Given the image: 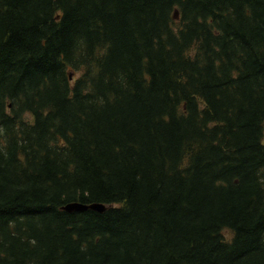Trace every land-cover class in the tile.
Returning <instances> with one entry per match:
<instances>
[{
    "label": "trees",
    "instance_id": "1",
    "mask_svg": "<svg viewBox=\"0 0 264 264\" xmlns=\"http://www.w3.org/2000/svg\"><path fill=\"white\" fill-rule=\"evenodd\" d=\"M0 264H264V0H0Z\"/></svg>",
    "mask_w": 264,
    "mask_h": 264
},
{
    "label": "water",
    "instance_id": "2",
    "mask_svg": "<svg viewBox=\"0 0 264 264\" xmlns=\"http://www.w3.org/2000/svg\"><path fill=\"white\" fill-rule=\"evenodd\" d=\"M62 209H64L67 212H82V211H87V210L104 212L106 211V209H108V205L104 203H99V202L83 203L80 201H73V202H69L63 205Z\"/></svg>",
    "mask_w": 264,
    "mask_h": 264
},
{
    "label": "rangeland",
    "instance_id": "3",
    "mask_svg": "<svg viewBox=\"0 0 264 264\" xmlns=\"http://www.w3.org/2000/svg\"><path fill=\"white\" fill-rule=\"evenodd\" d=\"M224 233H225V235H227V236L230 234V232L227 231V230H225Z\"/></svg>",
    "mask_w": 264,
    "mask_h": 264
},
{
    "label": "bare ground",
    "instance_id": "4",
    "mask_svg": "<svg viewBox=\"0 0 264 264\" xmlns=\"http://www.w3.org/2000/svg\"><path fill=\"white\" fill-rule=\"evenodd\" d=\"M64 210V209H63Z\"/></svg>",
    "mask_w": 264,
    "mask_h": 264
}]
</instances>
